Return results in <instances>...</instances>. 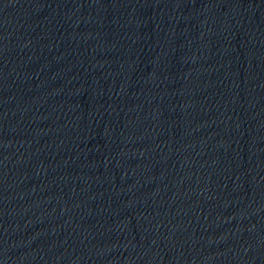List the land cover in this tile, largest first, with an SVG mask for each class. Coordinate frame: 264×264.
Wrapping results in <instances>:
<instances>
[{
    "label": "water",
    "instance_id": "1",
    "mask_svg": "<svg viewBox=\"0 0 264 264\" xmlns=\"http://www.w3.org/2000/svg\"><path fill=\"white\" fill-rule=\"evenodd\" d=\"M0 264H264V0H0Z\"/></svg>",
    "mask_w": 264,
    "mask_h": 264
}]
</instances>
